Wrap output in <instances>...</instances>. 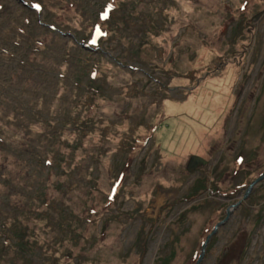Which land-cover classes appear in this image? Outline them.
Masks as SVG:
<instances>
[{
    "label": "rangeland",
    "instance_id": "1",
    "mask_svg": "<svg viewBox=\"0 0 264 264\" xmlns=\"http://www.w3.org/2000/svg\"><path fill=\"white\" fill-rule=\"evenodd\" d=\"M67 3L0 0V264H196L227 210L198 264H264V0Z\"/></svg>",
    "mask_w": 264,
    "mask_h": 264
},
{
    "label": "trees",
    "instance_id": "2",
    "mask_svg": "<svg viewBox=\"0 0 264 264\" xmlns=\"http://www.w3.org/2000/svg\"><path fill=\"white\" fill-rule=\"evenodd\" d=\"M68 2V0H62V3H67ZM67 6H68V3H67ZM66 6V7H67ZM91 23V25L93 24V22L91 21L90 22ZM90 25V26H91ZM94 25H97V23H95V24H93V26ZM45 30H47L46 28H44ZM48 31V33H50V31L49 30H47ZM39 36H41V38H44L45 37V34H40ZM42 44H43V41H42V39H40L38 36H37V41L34 43V45H33V47L35 48V52H37V50H41V46H42ZM2 93H0V95H1ZM3 110V109H2ZM10 116L11 115H7L6 117L3 115V113L1 112L0 113V120L1 121H4V118H6V120H10L9 118H10ZM0 140H1V138H0ZM36 159H38V157L36 156ZM45 159V161L47 162V164H49V166H51V161L50 160H48L47 159V157H45L44 158ZM17 194V193H16ZM15 196V194H13L12 195V197H11V195H6V197H7V200L8 199H11V198H13ZM40 201L42 202V199L40 198ZM16 202H19V200H17ZM10 203V200H8V203L7 204H9ZM30 209V208H29ZM29 209L27 210V209H24V210H22L20 213H16V210L17 209H14L13 207L10 209V211L13 213V215H8L7 214V212H5V211H2V209H0V230L1 231H3V230H7V228H14L13 230H12V232H14L13 234H12V236L17 240L15 243H14V248H13V250L15 249L16 250V252H15V254H19L20 256L19 257H21V258H26L25 257V254L23 253V250L27 247V245L29 244V243H31L32 241L34 242V241H38L37 239H38V237H37V234H36V232L34 231V230H32L30 227H29V221L30 220H32L33 221V224L35 223V221H37L36 220V218H33V217H29V213H28V211H29ZM22 216H24V217H26V219L25 220H27V222L24 224V225H20L21 224V217ZM3 217V218H2ZM32 218V219H31ZM38 222V221H37ZM215 225V224H214ZM206 231V232H205ZM205 232V233H204ZM209 232V230H202V232H201V236H200V239H198V241L197 242H199L200 243V245H201V243L204 241L203 239H204V237H205V235L207 234ZM98 234H100V233H98ZM200 240V241H199ZM4 243V245L2 246L1 244H0V246H1V249H6V246L5 245H7L6 244V242L4 241L3 242ZM16 246V247H15ZM67 254H69V251L67 252ZM195 256V253L192 255V256H189V257H187L186 258V260L187 261H189V260H192L193 259V257ZM67 257H69L68 255H67ZM27 260V259H26Z\"/></svg>",
    "mask_w": 264,
    "mask_h": 264
},
{
    "label": "water",
    "instance_id": "3",
    "mask_svg": "<svg viewBox=\"0 0 264 264\" xmlns=\"http://www.w3.org/2000/svg\"><path fill=\"white\" fill-rule=\"evenodd\" d=\"M19 1H21V0H19ZM205 163H206L205 160L202 159L201 157H199L197 155H191L188 158V162H187V165H186V171L190 172V171H192L196 167L203 166ZM262 178H264V173L261 174L256 180L252 181V183L248 186L247 192L249 191L250 187H252L251 185H254L255 183L259 182L260 179H262ZM247 192H246V194H247ZM237 204L238 203H236L235 205H232L230 208L231 209H234L237 206ZM229 214H230V211L227 210L226 211V215L224 217V220L222 222H219L218 224H216L214 226V228L212 229V231L206 236L204 242L202 243V245L200 247V253H199V256H198V259H197L196 264H198L200 262V260L202 259V257H203L204 252H205V247L208 244L209 238L212 235H214V233L216 232V230H217L218 227H220L222 224L225 223V221L227 220Z\"/></svg>",
    "mask_w": 264,
    "mask_h": 264
}]
</instances>
